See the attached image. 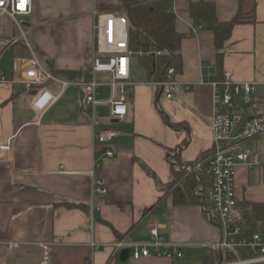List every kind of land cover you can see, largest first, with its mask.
Listing matches in <instances>:
<instances>
[{"label": "crops", "instance_id": "obj_1", "mask_svg": "<svg viewBox=\"0 0 264 264\" xmlns=\"http://www.w3.org/2000/svg\"><path fill=\"white\" fill-rule=\"evenodd\" d=\"M117 1L33 0L32 13L22 18L29 36L26 41L18 36L12 19L0 15V75L14 77L34 59L48 71L47 62L57 71L87 68L93 44V10L104 11ZM205 1L214 4L219 21L242 14L223 42L221 70L230 72L233 81H254V92L243 102L255 111L264 110V0ZM189 2L177 0L173 11L176 29L186 34L175 78L189 83L190 88L176 86L175 95L165 98L149 82L133 78L132 56L134 85L126 89L128 111L123 120L113 123L109 117L104 103L108 88L97 91L102 102L96 107L97 122L117 132L105 143L93 144L81 88L66 87L39 117L29 103L31 89L22 84H0V141L12 139L9 149L0 152V246L11 241L18 247H36L41 258L34 264L43 257L42 245L47 248V264L203 263L207 250L200 244L219 239V229L207 220L200 206L173 205L171 195L164 194L156 181L166 184L172 179L171 166L191 165L213 146L209 83L217 76L216 49L212 32L190 17ZM45 85L58 93L55 83ZM161 113L170 123H178L177 127L170 126ZM263 137L245 143L248 150L253 146L251 152L259 155L260 163L236 167L235 193L245 210L263 205L262 219L254 225L264 228V158L258 150ZM105 150L113 155L107 157ZM93 162L104 194L91 192L88 171ZM65 203L85 209L66 207ZM92 205L97 208L93 222ZM151 221L156 222L165 241L185 245L182 257L155 256L150 248L149 256L134 259L129 252L121 262L119 253L127 247L115 251L113 244L148 241Z\"/></svg>", "mask_w": 264, "mask_h": 264}, {"label": "built area", "instance_id": "obj_2", "mask_svg": "<svg viewBox=\"0 0 264 264\" xmlns=\"http://www.w3.org/2000/svg\"><path fill=\"white\" fill-rule=\"evenodd\" d=\"M177 0H171L172 9ZM33 0H0V15L12 19L19 33L25 41L26 30L23 17L32 13ZM93 44L92 57L85 79L67 80L54 76L37 59L21 67L14 77L0 75V84H22L31 89L29 103L40 117L45 109L59 98L60 93L68 86L73 85L83 90V102L86 105L92 140L94 143H105L116 135V130L101 127L97 122L96 107L102 103L97 98V91L102 87L108 88L109 117L121 121L127 115L126 89L133 86L131 81V58L135 53L129 48L128 21L119 13L112 11L93 10ZM13 39L12 42H16ZM156 54L162 52L157 51ZM52 82L59 86L58 93L50 92L46 83ZM148 84L161 91L165 98L171 99L175 95L176 86L185 90L190 88L189 83L179 82L175 78L174 68L168 67L161 78ZM211 107L213 136L212 154L205 167L200 163L188 165L187 169L197 173L204 169L210 181L209 199L210 210L201 206L207 220L219 229V239L203 242L200 247L210 251H228L233 255L231 260L220 261L218 264H264V228L258 225L250 231L239 222L246 211L241 207L235 193V176L238 165L256 166L260 163L259 155L245 147V143L264 135V110L251 111L249 104L245 105L243 98L251 95L255 90L254 81H233L231 74L224 71L220 79L212 80ZM246 107V109H245ZM11 138L0 141L1 150L9 149ZM104 154L111 157L113 154L105 150ZM97 165L92 163L88 174L92 178V193L104 194L102 180L96 174ZM199 187L195 192H200ZM97 210L91 207L90 221L93 222V213ZM149 240L146 242L124 243L116 242L112 248L116 251L127 247L130 256L134 259L151 255L180 259L185 245L170 243L160 234L155 221L149 223ZM94 248L97 245L92 244ZM8 250L18 248L15 242H5ZM43 257L37 264H47L46 246ZM106 248V246H103Z\"/></svg>", "mask_w": 264, "mask_h": 264}, {"label": "trees", "instance_id": "obj_3", "mask_svg": "<svg viewBox=\"0 0 264 264\" xmlns=\"http://www.w3.org/2000/svg\"><path fill=\"white\" fill-rule=\"evenodd\" d=\"M106 8L124 15L128 21V43L129 48L135 53L132 63H136L143 73V80L147 82L156 81L163 76L168 67L174 68L177 72L181 68L180 44L185 33L176 29V16L172 9L171 0H118L116 4ZM189 15L204 28L210 30L213 34L214 45L216 49V79H220L223 71L222 52L223 42L229 37L233 25L240 22L242 14L237 12L227 21H219L215 15L214 4L205 0H190ZM160 51L162 53L156 54ZM49 72L54 76H60L67 80L85 79L87 69L81 70H54L52 64L47 62ZM246 109V107H245ZM255 111L252 107L249 109ZM161 116L172 127H177L178 123H170L164 113ZM212 154V149L202 152L190 164L200 163L203 167ZM140 165L145 172L155 178V174L142 162ZM183 165V164H182ZM172 179L166 184L160 186L164 194H170L173 205H198L210 210L211 202L209 199L210 181L204 169H200L196 174L187 169H176L171 166ZM175 175L177 176L175 178ZM175 178V179H174ZM199 187L202 190L195 192ZM245 209V204L239 201ZM66 207H79L85 209L83 205L65 203ZM263 205H252V209L246 210L243 215V221L239 222L250 231L253 224L261 221ZM202 213L206 216L205 212ZM119 236V235H118ZM233 255L228 251H207L204 255L202 264H212L219 260H231Z\"/></svg>", "mask_w": 264, "mask_h": 264}, {"label": "rangeland", "instance_id": "obj_4", "mask_svg": "<svg viewBox=\"0 0 264 264\" xmlns=\"http://www.w3.org/2000/svg\"><path fill=\"white\" fill-rule=\"evenodd\" d=\"M103 10H113V9L104 8ZM26 38L28 39L29 36L26 35ZM21 41H23V39H21ZM91 57H92V48H91L90 60H91ZM132 74H133V78L136 80L143 79L142 69L136 63H134L133 65ZM252 149H253V146L250 145L249 150L251 151ZM258 150L260 151L261 156H263L262 158H264V137L258 141ZM183 168H184V165L182 164L176 165V169H183ZM176 177L177 176L175 175V178ZM253 227H254V224L252 228ZM215 231L217 232V230ZM40 256H41L40 253L39 254L37 253L36 247L21 245L16 249L8 250L7 248H5V246H0V264H34L36 260L41 258ZM220 261L222 260L213 262L212 264H218L220 263Z\"/></svg>", "mask_w": 264, "mask_h": 264}, {"label": "water", "instance_id": "obj_5", "mask_svg": "<svg viewBox=\"0 0 264 264\" xmlns=\"http://www.w3.org/2000/svg\"><path fill=\"white\" fill-rule=\"evenodd\" d=\"M112 122H113V123H116L117 120H116V119H112ZM128 253H129L128 248L123 249V250L119 253V260H120L121 262H124V261L127 259V257H128Z\"/></svg>", "mask_w": 264, "mask_h": 264}]
</instances>
